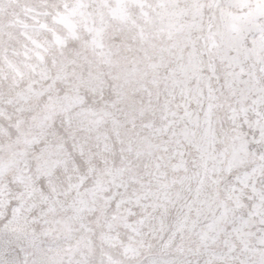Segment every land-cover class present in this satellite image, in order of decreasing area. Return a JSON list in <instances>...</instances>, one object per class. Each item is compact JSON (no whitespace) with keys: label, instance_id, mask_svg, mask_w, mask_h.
<instances>
[{"label":"snow or ice","instance_id":"obj_1","mask_svg":"<svg viewBox=\"0 0 264 264\" xmlns=\"http://www.w3.org/2000/svg\"><path fill=\"white\" fill-rule=\"evenodd\" d=\"M0 264H264V0H0Z\"/></svg>","mask_w":264,"mask_h":264}]
</instances>
